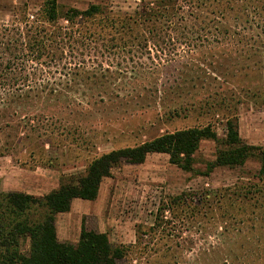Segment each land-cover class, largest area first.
<instances>
[{
	"label": "rangeland",
	"instance_id": "374dc122",
	"mask_svg": "<svg viewBox=\"0 0 264 264\" xmlns=\"http://www.w3.org/2000/svg\"><path fill=\"white\" fill-rule=\"evenodd\" d=\"M234 1L220 30L151 39L158 26L117 16L138 1L0 0V190L45 195L94 158L165 133L211 125L220 142L228 119L263 147L264 0ZM92 5L94 18L66 20ZM9 39L25 45L8 70ZM11 88L22 100L7 99ZM219 142L201 141L189 171L157 153L120 164L78 228L102 229L116 264H264L260 163L213 167Z\"/></svg>",
	"mask_w": 264,
	"mask_h": 264
},
{
	"label": "trees",
	"instance_id": "16d2710c",
	"mask_svg": "<svg viewBox=\"0 0 264 264\" xmlns=\"http://www.w3.org/2000/svg\"><path fill=\"white\" fill-rule=\"evenodd\" d=\"M233 1H142L132 14L124 13L117 16L121 18L119 21L137 25L143 23H153L158 27L166 25L163 30L158 27L151 29L149 31L151 39L158 37L159 33L165 37L168 28L170 34L186 33L188 30L185 28L188 29V24L196 26L194 30L191 29L193 30L191 34H198L207 32L208 28L218 30L221 26L220 20H226L235 10L230 4ZM49 10L48 20H56L55 2L51 3ZM99 12L100 8L94 5L84 11L71 9L66 14V20L71 23L78 22L77 18H94ZM205 14L212 16L211 22L205 20L207 18ZM208 22L210 27L206 26ZM24 45L25 43L22 45V42L15 39L7 41L8 49L4 47L3 51L6 55L8 52L12 58L6 60L5 69H12L18 64L14 62L22 57L24 51L21 48ZM15 91L16 89L11 88L5 92L11 102L15 96H20L19 100L23 98L14 93ZM25 96H31L30 92L27 91ZM225 130L224 139L220 142L212 126L206 125L165 133L134 147L112 150L94 158L83 173L68 180L62 178L56 189L42 196L0 190V264H116L114 250L106 234L86 231L82 224L76 243L61 242L57 238L55 222L57 214L70 210L74 199L95 200L102 181L110 177L112 170L122 163L141 164L150 154H166L171 164L189 171L192 170L193 155L201 141L213 140L223 147L217 151L213 167L242 166L252 157L259 161L258 175L263 178L264 146L244 143L238 134L236 120L228 119ZM23 245H27L26 250Z\"/></svg>",
	"mask_w": 264,
	"mask_h": 264
},
{
	"label": "crops",
	"instance_id": "0c3cea01",
	"mask_svg": "<svg viewBox=\"0 0 264 264\" xmlns=\"http://www.w3.org/2000/svg\"><path fill=\"white\" fill-rule=\"evenodd\" d=\"M134 1H138L141 3V0H134ZM89 202L90 201L87 200L74 199L71 203V208L68 212L57 214L55 227H56L57 238L61 242H64L65 240H69L70 238L75 236H77L79 239L81 228L79 229L78 225H81L80 223H82L80 221L82 215L85 214L84 208L88 206L87 203ZM76 227H77V233H76ZM99 232H103V230L100 229Z\"/></svg>",
	"mask_w": 264,
	"mask_h": 264
}]
</instances>
